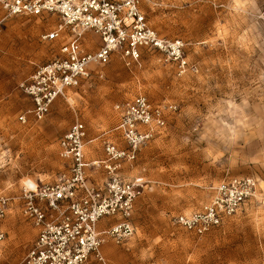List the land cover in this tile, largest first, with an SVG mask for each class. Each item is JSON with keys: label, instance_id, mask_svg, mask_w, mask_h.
<instances>
[{"label": "rangeland", "instance_id": "rangeland-1", "mask_svg": "<svg viewBox=\"0 0 264 264\" xmlns=\"http://www.w3.org/2000/svg\"><path fill=\"white\" fill-rule=\"evenodd\" d=\"M143 9L159 35L184 42L198 73L179 76L158 53H145L131 69L114 58L99 68L103 78L56 100L42 120L27 114L22 124L19 116L33 105L21 85L53 60L60 44L44 39L54 19L11 17L0 8V195L11 203L0 264H21L36 238L22 194L63 171L60 137L77 118L90 138L110 131L119 121L114 106L137 95L177 110L123 170L143 192L131 219L133 238L103 246L109 263L264 264V0H143ZM88 147L90 160L103 158L101 147ZM102 178L97 172L92 179ZM235 178L255 179L258 192L222 227L196 236L172 223Z\"/></svg>", "mask_w": 264, "mask_h": 264}, {"label": "built area", "instance_id": "built-area-1", "mask_svg": "<svg viewBox=\"0 0 264 264\" xmlns=\"http://www.w3.org/2000/svg\"><path fill=\"white\" fill-rule=\"evenodd\" d=\"M0 8L11 17L54 19L44 39L60 44L53 60L21 85L33 105L19 116L22 124L28 123L27 114L42 120L56 100H69L71 92L103 78L99 68L114 58L131 69L140 66L145 53H158L179 76L199 72L182 40L162 37L150 25L143 0H0ZM88 33L94 37H86ZM176 110L173 104L137 95L116 104V126L93 138L77 118L57 142L63 171L51 183L24 188L22 213L37 233L21 264H110L103 246L133 238L131 219L143 192L142 184L128 179L123 170L163 134ZM90 144L101 147L102 159H89ZM97 172L104 174L102 180L92 179ZM257 192L255 179H232L216 187L200 209L178 214L172 223L196 236L206 235L234 217ZM10 208V199L0 195V244L7 238L2 223Z\"/></svg>", "mask_w": 264, "mask_h": 264}, {"label": "bare ground", "instance_id": "bare-ground-1", "mask_svg": "<svg viewBox=\"0 0 264 264\" xmlns=\"http://www.w3.org/2000/svg\"><path fill=\"white\" fill-rule=\"evenodd\" d=\"M29 187V186H28ZM35 187H36V184H34V186H30V188H32V189H35Z\"/></svg>", "mask_w": 264, "mask_h": 264}]
</instances>
